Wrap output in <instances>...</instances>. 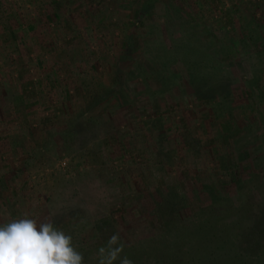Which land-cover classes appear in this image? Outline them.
I'll use <instances>...</instances> for the list:
<instances>
[{
	"label": "rangeland",
	"instance_id": "obj_1",
	"mask_svg": "<svg viewBox=\"0 0 264 264\" xmlns=\"http://www.w3.org/2000/svg\"><path fill=\"white\" fill-rule=\"evenodd\" d=\"M146 1L152 14L138 22ZM168 1L0 0V222L51 217L84 264H99L113 235L119 257L138 263L232 258L218 227L189 224L209 205L205 186L251 161L264 113L249 100L243 58L254 47L227 45V88L195 86L201 54L183 41L170 50ZM172 1L217 49L221 27L239 41L243 23L252 33L253 5L264 13V0ZM224 193L234 202L231 185ZM243 245L254 249L249 237Z\"/></svg>",
	"mask_w": 264,
	"mask_h": 264
},
{
	"label": "trees",
	"instance_id": "obj_2",
	"mask_svg": "<svg viewBox=\"0 0 264 264\" xmlns=\"http://www.w3.org/2000/svg\"><path fill=\"white\" fill-rule=\"evenodd\" d=\"M212 1L217 4L219 0ZM142 4L141 10L138 9L139 11H136L135 20L138 22L141 21V18L151 15L154 6L151 1L142 2ZM259 5L261 4L253 5L254 12L249 18L254 25L252 33L248 34V30H246L247 22L243 23V25H240V27L242 26L240 31H245V33L241 32L238 34L239 41L234 40L232 42L234 33L228 35L226 27H221L223 28L222 30H225V33L220 38V49L212 47V45L216 46L218 44L216 41L215 43L213 42L218 39H213L206 33L199 34L202 30L200 25L194 23V26L189 27V25L184 23L182 17L177 14L179 7L172 0L163 5L164 9L166 7L163 20L166 24V29L170 30L169 34L172 36L169 41L170 50H176L178 49L176 48L178 44L186 42L190 44L187 46L190 49L188 51L192 52L194 57L201 54L199 56L201 58H198V60H200L202 65H192L190 79L195 86H201L205 90L214 91L216 88H222L223 86L227 88L225 85L227 78L224 77V74H228L229 71L227 45L233 43L234 45H241L243 48L253 46L254 50L243 58L244 60L247 59V66L249 65L250 67L248 77L251 98L249 100L261 103V106H263L261 109L264 112V13L258 14L260 12ZM229 30L231 32L230 28ZM175 34L178 35L177 39H173ZM201 36L207 39H201ZM217 55H220V57ZM263 115L256 114V130L251 132V139L255 146L249 148L251 161L244 166L243 174L230 178L232 181L229 183L228 181L224 183L220 180H215L211 185L205 186L204 192L209 196V205L200 210L198 214H195L193 218L197 220L196 222L189 224H204L210 232L215 234V228H219V233L218 235L216 234V243H220V252L223 255H230L232 258H227V256L226 258H218L220 262L223 259V262L219 263L216 261L215 264H264ZM227 185H231L235 191L234 202L225 196L226 193L224 192ZM211 217L214 218L211 219ZM248 237L251 245H254L252 252L243 245V241ZM146 260L148 259L143 258L139 263L132 261L133 264H148ZM187 264L201 263L197 261ZM203 264H211V262L207 261Z\"/></svg>",
	"mask_w": 264,
	"mask_h": 264
},
{
	"label": "clouds",
	"instance_id": "obj_3",
	"mask_svg": "<svg viewBox=\"0 0 264 264\" xmlns=\"http://www.w3.org/2000/svg\"><path fill=\"white\" fill-rule=\"evenodd\" d=\"M113 235L109 249L99 250V264H133L127 256L119 257L122 245ZM0 264H84L83 254L73 246L72 237L57 228L53 218L42 222L27 216L0 222Z\"/></svg>",
	"mask_w": 264,
	"mask_h": 264
}]
</instances>
